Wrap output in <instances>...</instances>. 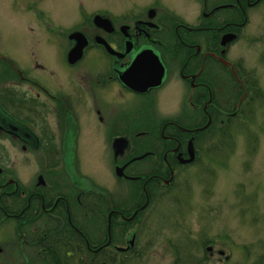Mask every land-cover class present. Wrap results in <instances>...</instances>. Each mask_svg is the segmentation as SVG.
<instances>
[{
	"label": "flooded vegetation",
	"instance_id": "obj_1",
	"mask_svg": "<svg viewBox=\"0 0 264 264\" xmlns=\"http://www.w3.org/2000/svg\"><path fill=\"white\" fill-rule=\"evenodd\" d=\"M5 1L30 14L28 31L64 35L69 45L63 37L66 67L46 83L0 54V264L144 256L161 199L191 193L217 137L253 109L259 87L236 51L248 44L242 31L264 0H188L184 17L160 0L130 3L115 15L96 8L65 33L49 12L53 0ZM74 31L88 43L69 62ZM85 54L101 60L84 61ZM157 58L164 79L148 88L142 75L155 80ZM91 137L105 170L87 174L83 149ZM118 137L126 147L121 141L124 149L114 151Z\"/></svg>",
	"mask_w": 264,
	"mask_h": 264
},
{
	"label": "rangeland",
	"instance_id": "obj_2",
	"mask_svg": "<svg viewBox=\"0 0 264 264\" xmlns=\"http://www.w3.org/2000/svg\"><path fill=\"white\" fill-rule=\"evenodd\" d=\"M149 1L53 0L49 7H44L54 13L53 22L61 23L65 33L96 8L115 15L123 12L128 4L131 6L130 3ZM160 1L169 11L174 10L183 17L187 15L184 7L188 0ZM254 12L242 31L243 41L248 44L241 42L236 51L244 58L246 68H250L259 87L253 109L247 107V112H242L235 130L215 139V150L209 159L202 158V170L195 171L198 183L197 186L192 183L191 193L182 191L173 199H166L168 196L161 199L159 214H152V226L146 229L145 236L155 234L147 251H140L144 256L139 254L126 259L119 256L112 264H201L203 261L208 264H264V16H260L264 9ZM29 16L28 12L11 9L5 0L0 1V54L23 69L25 75L28 73L36 76L38 81L50 82L51 77L61 76L66 67L64 35L43 36L41 32L34 35L28 31L34 26ZM64 39L68 47L67 37ZM88 55L85 54L82 60H101ZM24 88L27 86L23 85ZM147 115L155 119L151 112ZM148 118L138 117L135 121L143 122ZM85 140L91 144L83 149L87 174H94L97 169L103 172L98 139ZM208 246H212L213 252L207 250ZM218 250H223V254ZM67 262L77 264L75 260ZM91 262L95 263L84 259L80 263L93 264Z\"/></svg>",
	"mask_w": 264,
	"mask_h": 264
},
{
	"label": "water",
	"instance_id": "obj_3",
	"mask_svg": "<svg viewBox=\"0 0 264 264\" xmlns=\"http://www.w3.org/2000/svg\"><path fill=\"white\" fill-rule=\"evenodd\" d=\"M96 18H104V17H101V16H94V21H96ZM104 20V22H109L108 21V19L106 18V19H103ZM69 38L70 39H72L73 41H74V43H73V45H72V47L70 48V50L68 51V53H67V59H68V61L69 62H74V61H76V60H78L80 57H81V55H82V53H83V48L87 45V43H88V40H87V38L85 37V35L83 34V32L82 31H74V32H71L70 34H69ZM97 42H104L102 39L100 40V38L99 37H97ZM106 43H104V45H105ZM107 49L108 50H111L109 47H107ZM156 64L158 65V67H159V72H158V74H156L157 76L155 77V82L154 83H156V84H152L151 82H150V80H149V76H148V74L146 73V75H144L143 76V80H144V78H145V82L144 83H146L147 84V86H148V88L149 87H153V86H158V85H160L161 84V82H162V80L164 79V69H163V66H162V64L160 63V61H159V59L157 58L156 59ZM141 64H142V66L140 67V68H142L143 67V64H144V62H143V60H142V62H140ZM136 64V63H135ZM137 65V64H136ZM135 65V66H136ZM152 66H153V68H154V64H152ZM153 82V81H152ZM122 141V143H123V146H125L126 145V143H127V139L125 138V137H118V138H115L114 139V141H113V149H114V151H116V149L118 150V151H121V150H123L124 149V147L122 148V146H120V142ZM118 146L120 147V148H118ZM126 147V146H125ZM122 148V149H121ZM122 169V168H118L117 169V171H120V170ZM129 246H130V243H129ZM128 246V247H129ZM207 249H210V246H208L207 247ZM220 253H223V251L221 250L220 251ZM201 264H207V263H201Z\"/></svg>",
	"mask_w": 264,
	"mask_h": 264
},
{
	"label": "bare ground",
	"instance_id": "obj_4",
	"mask_svg": "<svg viewBox=\"0 0 264 264\" xmlns=\"http://www.w3.org/2000/svg\"><path fill=\"white\" fill-rule=\"evenodd\" d=\"M146 69H148V68H146ZM146 69H145V70H146ZM143 71H144V70H143ZM144 72H145V71H144ZM144 75H146V74H144ZM148 76H149V75H148ZM149 77H150V76H149ZM149 77H148V78H149ZM150 78L152 79L153 77H150ZM142 79H143V75H142ZM144 80H145V78H144ZM150 82H151L152 84H156V83H154L155 81H153V82L150 81Z\"/></svg>",
	"mask_w": 264,
	"mask_h": 264
},
{
	"label": "trees",
	"instance_id": "obj_5",
	"mask_svg": "<svg viewBox=\"0 0 264 264\" xmlns=\"http://www.w3.org/2000/svg\"><path fill=\"white\" fill-rule=\"evenodd\" d=\"M84 264V263H83Z\"/></svg>",
	"mask_w": 264,
	"mask_h": 264
}]
</instances>
